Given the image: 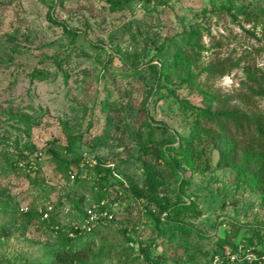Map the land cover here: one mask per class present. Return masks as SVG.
Listing matches in <instances>:
<instances>
[{
    "label": "rangeland",
    "instance_id": "374dc122",
    "mask_svg": "<svg viewBox=\"0 0 264 264\" xmlns=\"http://www.w3.org/2000/svg\"><path fill=\"white\" fill-rule=\"evenodd\" d=\"M49 14L79 30L76 39ZM173 41L187 59L174 61ZM166 60L168 79L155 83L148 62ZM259 86L264 0H0V264H48L60 236L97 202L95 163L111 170L99 200L113 219L83 238L92 240L88 256L75 264H145L142 249L159 264H218L228 252L264 250V196L234 168L217 167L214 150L178 163L179 178L141 153L148 122L158 142L189 134L184 102L222 98L264 113ZM35 152L36 174L12 167ZM145 164L158 172L157 201L178 202L171 215L190 232L152 222L133 191L148 188ZM190 203L192 215L180 210ZM45 208H55L56 227L36 218Z\"/></svg>",
    "mask_w": 264,
    "mask_h": 264
},
{
    "label": "trees",
    "instance_id": "16d2710c",
    "mask_svg": "<svg viewBox=\"0 0 264 264\" xmlns=\"http://www.w3.org/2000/svg\"><path fill=\"white\" fill-rule=\"evenodd\" d=\"M48 20L60 26L70 37L71 42L76 39L79 34V30L71 28L63 20L55 19L51 14L48 15ZM189 35L190 34L186 35L188 39L187 44L191 40ZM180 42L185 43L186 40L181 39ZM184 48L185 44L179 45V43L177 44L173 41L172 50L174 53V61L181 55L187 59ZM166 62L167 60L165 62L161 61L159 65L150 64L148 62V69L153 72L155 83L158 82L161 77L168 79L169 74L167 71L170 67V63ZM221 67L222 64H217L212 67L210 71H220ZM187 78L188 76H185L180 83L186 82ZM257 93L264 96V86H259ZM217 100V105L211 103L203 107H195L188 102H184L189 105L191 115L193 116L190 132L187 135L177 134V138H173L169 144L166 141L158 142L156 138L152 136L155 129L152 128V125L148 122V131L150 132L141 145V153L151 157L153 163L157 166L166 164L170 172L179 178L178 163H185L192 166L203 156L205 148H209L214 150L217 154V167L234 168L238 178H241L247 187L253 188L264 196V113H247L237 106L229 104L230 100L228 99L219 98ZM49 152L52 151L49 150ZM28 156L29 154L15 158L11 165L15 170L21 171L24 175L31 176L39 171L40 161L37 162L36 168L30 172H25L17 165L19 160L27 159ZM145 167L147 173L145 185L148 188L144 189V191L135 189H133V191L141 203L145 207H148L147 211L151 215L154 225L157 226L165 221L168 223H175L176 225H174V227L190 232V230L185 229L187 228L185 224L176 222V218L174 219L171 215L173 207L176 208L178 202L168 204L157 201L152 190L154 189L153 186L156 180H158V172L155 171L151 165L145 164ZM93 169L100 177L96 179V183L99 185V190L96 192V196H98L96 203H100L101 201L99 198L104 197L108 192V189L102 190L104 187L102 180L105 179L106 175H108L111 170L99 166L98 163L93 165ZM123 190L125 191L126 188ZM117 197L116 194V198ZM82 199L83 198L80 197V200ZM151 203L154 204L159 213L166 212V214L164 216L160 214L155 216L152 207L148 205ZM57 207L58 205L55 206V208ZM103 207L111 211L105 204H103ZM193 209V203L184 205L180 208L181 211L188 212L190 215H192ZM54 210L51 208L39 210L36 214V218L40 220L41 224H46L47 227L54 228L57 223L53 213ZM33 211L35 212V210H27L25 212L26 216L30 218L34 216L35 214ZM44 212L48 214L46 218L42 217ZM82 214L84 215V211ZM111 219H113V216ZM104 221L108 220H100L91 231L81 233H77V230L73 229V225L80 223L73 222L72 225L69 226L68 231L60 236L63 247L53 253L49 258L48 264H75L77 260L86 258L88 256L86 250L88 247L90 248V242H92V240L90 237L85 240L83 238L94 234L99 228V225ZM3 229L5 230L3 234L9 233L6 228ZM70 232H74L75 234L70 235ZM79 240L83 241L77 243ZM142 251L144 253L143 259L145 264H159L154 257L149 256L146 249H142ZM252 251L259 252L260 250L258 248Z\"/></svg>",
    "mask_w": 264,
    "mask_h": 264
},
{
    "label": "built area",
    "instance_id": "2783aa9c",
    "mask_svg": "<svg viewBox=\"0 0 264 264\" xmlns=\"http://www.w3.org/2000/svg\"><path fill=\"white\" fill-rule=\"evenodd\" d=\"M41 152L29 155L27 159H21L17 162L25 172H30L36 168V164L41 159ZM47 212L42 214L43 218L47 217ZM112 218L111 212L103 207V202L93 203L88 205L84 210V215L80 224L73 225V229L77 230V233L89 232L100 220H109ZM74 232H70V235H74ZM215 262L218 264H264V250L259 252H250L246 250H238L236 252H228L224 256H216Z\"/></svg>",
    "mask_w": 264,
    "mask_h": 264
}]
</instances>
